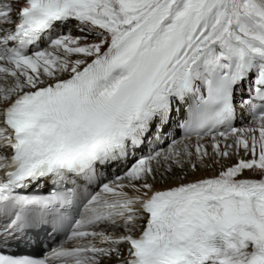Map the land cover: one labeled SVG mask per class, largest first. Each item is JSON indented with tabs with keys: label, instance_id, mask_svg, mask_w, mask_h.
Returning <instances> with one entry per match:
<instances>
[{
	"label": "snow or ice",
	"instance_id": "snow-or-ice-1",
	"mask_svg": "<svg viewBox=\"0 0 264 264\" xmlns=\"http://www.w3.org/2000/svg\"><path fill=\"white\" fill-rule=\"evenodd\" d=\"M0 264H264V0H0Z\"/></svg>",
	"mask_w": 264,
	"mask_h": 264
},
{
	"label": "bare ground",
	"instance_id": "bare-ground-1",
	"mask_svg": "<svg viewBox=\"0 0 264 264\" xmlns=\"http://www.w3.org/2000/svg\"><path fill=\"white\" fill-rule=\"evenodd\" d=\"M73 34H75V32L73 33ZM208 173H201L200 175H207Z\"/></svg>",
	"mask_w": 264,
	"mask_h": 264
}]
</instances>
